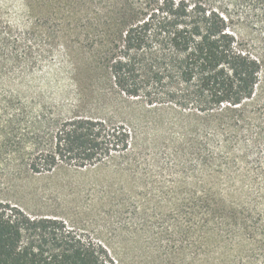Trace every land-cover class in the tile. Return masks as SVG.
Listing matches in <instances>:
<instances>
[{"label":"trees","instance_id":"1","mask_svg":"<svg viewBox=\"0 0 264 264\" xmlns=\"http://www.w3.org/2000/svg\"><path fill=\"white\" fill-rule=\"evenodd\" d=\"M242 26L264 36V0H0L9 170L99 175L144 245L0 199V264H264V40ZM57 58L75 103L46 124L22 89Z\"/></svg>","mask_w":264,"mask_h":264},{"label":"rangeland","instance_id":"2","mask_svg":"<svg viewBox=\"0 0 264 264\" xmlns=\"http://www.w3.org/2000/svg\"><path fill=\"white\" fill-rule=\"evenodd\" d=\"M17 11L15 4H11L9 15L14 17ZM240 32L251 41L264 40V36L247 26H242ZM60 62L59 58L50 59L37 67L25 79V85L31 88H21L23 103L33 112L32 116L40 114L46 124L56 117L68 116L75 103L71 80L60 69ZM2 93L0 85V99ZM129 109L120 112L121 120L128 121L132 112ZM1 111L0 104V115ZM9 169L6 154L0 151V199L16 202L33 214L63 218L69 226L103 240L129 259L140 250L139 246H144L141 241L134 242L129 231L119 230L127 214L120 215L105 202L99 175L73 170L33 174L24 169L12 173Z\"/></svg>","mask_w":264,"mask_h":264}]
</instances>
